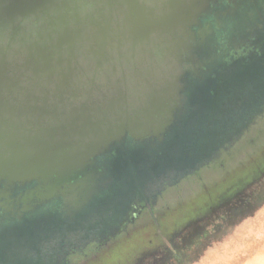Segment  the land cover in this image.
<instances>
[{"label": "water", "instance_id": "water-1", "mask_svg": "<svg viewBox=\"0 0 264 264\" xmlns=\"http://www.w3.org/2000/svg\"><path fill=\"white\" fill-rule=\"evenodd\" d=\"M263 46L264 0H0L3 220L23 198L85 218L131 169L185 168L196 127L254 95Z\"/></svg>", "mask_w": 264, "mask_h": 264}, {"label": "rangeland", "instance_id": "rangeland-1", "mask_svg": "<svg viewBox=\"0 0 264 264\" xmlns=\"http://www.w3.org/2000/svg\"><path fill=\"white\" fill-rule=\"evenodd\" d=\"M251 185H256L258 192L250 207L242 200V206L234 207L232 212L213 214L238 201ZM161 205L165 209L156 213V220L143 213L106 247L93 251L98 258L87 264H175L171 253L161 251L165 241L181 264H204L203 257L213 247L229 258L226 264H252L254 260L247 255L255 253L256 264H264V121L239 146L170 190ZM250 216L252 220L245 222ZM254 229L258 241L247 245L241 235L251 234ZM179 232L181 236L175 238ZM232 233L234 241L228 239Z\"/></svg>", "mask_w": 264, "mask_h": 264}, {"label": "flooded vegetation", "instance_id": "flooded-vegetation-1", "mask_svg": "<svg viewBox=\"0 0 264 264\" xmlns=\"http://www.w3.org/2000/svg\"><path fill=\"white\" fill-rule=\"evenodd\" d=\"M227 40L228 37L224 35L221 45H226ZM253 49L260 50L259 46L252 45L241 52L246 54L242 59H246L250 55L248 51ZM194 170L191 174L197 172ZM187 171L171 168L154 175L145 186L138 188L137 195L125 196L115 202L111 199L113 193L107 192L106 198L111 200L106 211L93 210L91 204L85 218L75 211L76 204L68 203L66 199L41 201L23 198L8 203L7 221L3 220L0 212V264H87L95 261L98 253L92 252L106 247L143 213L156 220V213L165 209L161 205L165 195L186 180L183 178ZM257 192V186L251 185L238 201L219 208L213 214L232 212L234 207L242 206L239 204L242 200L250 207ZM208 220L204 219L203 222ZM181 234L179 232L174 237L178 238ZM163 245L161 251L171 253L175 264H181L168 243L165 241Z\"/></svg>", "mask_w": 264, "mask_h": 264}, {"label": "trees", "instance_id": "trees-1", "mask_svg": "<svg viewBox=\"0 0 264 264\" xmlns=\"http://www.w3.org/2000/svg\"><path fill=\"white\" fill-rule=\"evenodd\" d=\"M243 21L250 30L254 29L257 25L254 11L246 12ZM254 61L264 67V49L261 51V55L257 54L254 56L252 62ZM258 76V87L254 95L247 94L245 97L238 98L236 104L229 107L232 110L218 116L214 122L215 125L196 127L198 132L194 138V147L189 150L185 149L182 154L186 167L180 168L175 163L170 162L165 165L164 172L171 168H175L177 171L188 170L183 178L187 179L189 175H192L191 171L193 169H196L194 171H199L204 166L220 158L224 153L239 146L241 140L248 133H251L259 123L264 121V73L261 72ZM260 130L262 131V129ZM144 173L143 167H138L123 174L118 185L119 191L111 198L112 202L125 196L132 197L137 195L138 188H141L142 185L145 186L146 182L154 176L151 174L147 180L143 176ZM111 199H106L105 205L102 207L94 206L92 209L106 211Z\"/></svg>", "mask_w": 264, "mask_h": 264}, {"label": "crops", "instance_id": "crops-1", "mask_svg": "<svg viewBox=\"0 0 264 264\" xmlns=\"http://www.w3.org/2000/svg\"><path fill=\"white\" fill-rule=\"evenodd\" d=\"M244 220H245V222H250L252 220V217L251 216L250 217H246ZM243 225H244V223H243ZM249 231L250 230H248L246 232H249ZM257 235H258L257 234V229H254V231L251 234H248V233L242 234L241 235V240L243 242H246L247 245H249L248 242H250V241H253V242H257L258 241V236ZM233 237H234V233H232V236L228 237V239L230 241H234V240L231 239ZM230 257L232 258L233 256H230ZM247 258H249V259L251 258L252 260H254V262L252 264H256V261L258 260V253H255L252 256H248L247 255ZM228 259L229 258H227L225 256V254L221 255L219 250H216V248L213 247L210 250H208L207 255L205 257H203L202 261L204 262V264H226V260H228ZM243 262H245V261H243ZM243 262L241 264H244Z\"/></svg>", "mask_w": 264, "mask_h": 264}]
</instances>
